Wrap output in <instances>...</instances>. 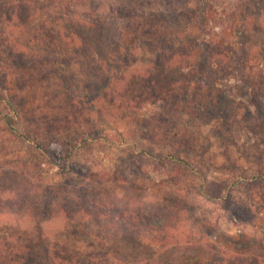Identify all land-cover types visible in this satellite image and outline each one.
<instances>
[{
	"label": "rangeland",
	"instance_id": "rangeland-1",
	"mask_svg": "<svg viewBox=\"0 0 264 264\" xmlns=\"http://www.w3.org/2000/svg\"><path fill=\"white\" fill-rule=\"evenodd\" d=\"M115 1L73 2L56 11L65 18L57 25L46 14L48 10L26 18L21 26L24 32L20 26L8 25L13 33L7 40L11 46L26 44L29 37L32 50L48 45L54 52L61 46L64 52L67 37L79 55L57 60L52 67L51 59L34 62L36 68L53 72L37 73L34 78L32 69L27 71L23 90L14 89L9 76L4 80L2 97L11 94L23 99V109L43 132L37 142L47 150L51 143L60 154L51 165L44 151L41 155L33 145L11 137L0 119V190L8 192L14 182L19 183L20 198L24 188L35 187L50 218L60 216L47 224L51 234L66 225L57 207L81 219L82 208L91 209L100 215V224L109 205L133 214L134 219L143 215L170 223L176 241L170 250L159 248L158 242L138 247L132 241L126 246L112 243L110 253L117 249L126 256L123 261L111 258L110 264L162 261L165 256L181 254L187 244L189 252L209 254L210 264H224L223 258H231L228 264H264V0H135L137 16L113 19L109 7ZM157 12L182 16L169 25L157 22L155 29L167 33L158 32L151 41L139 32ZM43 15L47 21L40 19ZM82 15L85 22L79 20ZM92 20L102 21V26L112 20L113 35L106 38L99 25L103 35H90ZM58 29L62 39L57 37ZM33 37L41 38V44H35ZM210 45L224 51L221 65L232 62L220 68L219 61L212 59L213 69L220 71L211 78L225 89L229 104L224 109L230 114L201 94L191 96L192 85L187 80L179 83L186 88L176 87L177 95L162 91L151 101L122 89L119 80H125L130 71L150 70V48L161 46L176 52L171 61L181 64L179 60L184 59L177 50L187 47L192 53L183 65L187 70L195 68L193 64ZM142 48L148 49L147 54H141ZM116 82L119 89L113 92ZM104 93L114 94L118 101L107 104ZM130 97L135 99L128 100L129 107L121 106L120 101ZM6 111L0 100V112ZM47 127L57 130L44 134ZM84 131L108 135L113 143L81 142ZM70 138L81 144L67 158L63 144ZM41 167L46 171H40ZM10 199L15 202L14 196ZM68 227L73 228L68 236L78 249L104 257L110 248L104 226L80 220ZM143 230L141 235L146 237ZM128 232L126 236L131 235ZM153 236L161 239L163 234L156 230Z\"/></svg>",
	"mask_w": 264,
	"mask_h": 264
},
{
	"label": "trees",
	"instance_id": "trees-1",
	"mask_svg": "<svg viewBox=\"0 0 264 264\" xmlns=\"http://www.w3.org/2000/svg\"><path fill=\"white\" fill-rule=\"evenodd\" d=\"M79 0H0V100L8 108L6 112H0V119L3 121L5 126L8 128L11 137L15 140H22L23 142L33 145L38 150H40L41 155L44 151L46 160L54 165L55 155H59V151H56L53 148V145L50 143V148L44 149L40 143L37 142V138H41V129H38L35 121L30 116V113L23 109L24 104L22 103L21 98H16L14 95H9L8 98H4L1 95V89H3L4 80L9 76L14 82V89L23 90L24 85L23 81L28 78L27 71L32 69V75L34 78L36 74H44L45 72H53L52 69L49 70H40L38 67H35L34 62L40 60H49L51 59L49 66L52 67L55 61L65 60L66 58L71 59L79 55L75 51V45L71 39L67 40L66 44L63 45V50L59 46L58 50H52L48 45H45V48L38 50H32L33 48L28 45L29 37L26 44L17 43L15 46L9 44L8 37L13 33L10 29L12 24L15 28L20 26V32H24L25 28L21 27L26 18L30 19L31 16H35L37 12L41 10H48L47 15L52 17V23L58 24L59 20H64V14H58L56 11L61 10L62 8L70 7L74 3H77ZM164 1V0H163ZM135 0H118L112 3L109 7V17L111 18H121V15L124 16H137L135 13ZM51 8V9H50ZM52 10L54 12H52ZM45 14V15H46ZM45 15L41 16L40 19H45ZM46 15V16H47ZM182 16V13H172V15H167L165 13L157 12L150 17L146 22L144 30H141L139 34L142 36H148V38L155 39L156 34L160 35L167 33V30L160 31L155 29V24L157 22H166V25L170 24L173 20H176ZM35 18V17H34ZM64 18V19H63ZM108 18V17H107ZM50 19V18H48ZM97 19V17L95 18ZM80 21L85 22V16L82 15ZM31 21V20H30ZM47 21V20H46ZM89 24L93 26V30L90 32V35H95V33L102 34V30L99 26H102V21L97 23L95 21H89ZM9 25V26H8ZM96 25V26H95ZM111 22H106L104 24V35L106 38L112 36L114 33V27ZM9 28H8V27ZM117 26L115 28L116 32ZM153 31L151 34L150 31ZM57 37L62 39L61 30H57ZM24 34V33H23ZM22 35V34H21ZM138 35V33H135ZM165 36V35H164ZM179 37L178 35H175ZM35 44H41V38L33 37ZM36 38V39H35ZM39 38V39H38ZM52 40L55 36L51 35ZM161 39V38H160ZM39 41V42H37ZM153 41V40H151ZM151 44L153 43H149ZM169 45H172L168 43ZM33 46V45H32ZM196 44H193L192 49H195ZM19 48V49H18ZM219 45H210L207 48L206 54L200 60H197L193 67H188L187 70L184 69V64L188 62V59L192 58V53L188 50L187 47H179L177 53L180 58L184 60H179L181 64H177L171 61L176 52H169L167 48L156 46L155 48H150V52L153 54L151 59H149V71H144L142 73L139 70L130 71L129 74L125 76V80L121 79L119 81L122 83V89L124 88L125 93L130 92L136 94V97L146 98L152 100L153 98L159 96L160 92H168L170 96L177 95L175 92L178 85L186 88L184 84H179L182 80H187L192 85V90L190 92L191 96L203 95L205 99H210L213 102V106L216 108L223 109V112L230 114L227 109H224V106L229 102L227 101V93L225 89L217 87V85L211 79L215 74H219L220 69H213L212 59L219 61L218 67L227 68V65L232 64V62L226 61L221 65V59L223 57L224 51L220 49ZM52 51H51V50ZM147 50L142 48L141 51L143 55L147 54ZM54 53L49 55L48 53ZM59 56V57H58ZM189 65V64H187ZM35 68V70H34ZM27 76V77H26ZM61 78H63L61 76ZM63 80V79H61ZM120 83L116 82L112 91L115 92L117 86ZM121 89V88H120ZM111 94V93H110ZM104 93L103 99L107 104H115L118 101V98L112 94ZM185 96L187 93L185 92ZM200 97V98H201ZM135 97H130L129 99H123L121 102L125 107H129L127 102L133 101ZM129 100V101H128ZM196 99H194L195 101ZM123 102V103H122ZM165 102H168L165 100ZM150 104V103H149ZM14 122L19 123L21 127H17ZM55 127H47L44 129V134L53 133L56 131ZM89 131H84L82 133L81 142L89 141H100L103 140L107 143L112 144L113 141L108 135L99 137L97 134H90ZM43 134V135H44ZM90 134V135H89ZM52 138V137H50ZM55 142V141H53ZM81 142L73 141L71 138L68 141H65L63 144L64 156L71 157L72 151L75 147L80 146ZM52 146V148H51ZM178 159V158H175ZM46 171L41 167L40 171ZM10 176V175H9ZM258 179V176L255 177ZM262 180V178H260ZM11 185L13 180L10 181ZM19 185V183H18ZM14 182L10 187L9 191L0 190V229H2V236L0 237V264H110L109 259L123 261L125 258L124 253H118L117 249L110 253L111 244H121L126 246L129 241H132L134 244H138L135 247L142 246H154L155 242L159 243V248L166 249L171 245H174L176 241L173 240V234L170 233V223L167 221L157 222L154 219H151L148 216L136 215L134 219L133 214H126L119 210L115 205H109V210L105 214L104 222L100 224V215L96 212H93L91 209L82 208L83 218L74 216L72 213H69L68 210H64L63 207H57L58 210L62 211L61 215L64 216V222L66 223L65 227L59 231L57 234H51L47 232V224L52 220L57 219L56 215H48V212L45 211L44 207L39 201L37 195L40 193L34 187V189H29L26 191V188L23 190V195L19 198L20 193H18L19 188ZM21 185V184H20ZM17 188V189H16ZM31 191H37L31 195ZM27 193V194H26ZM15 197V202L11 201V197ZM18 200V202H17ZM36 201V202H35ZM107 206V204H105ZM97 207V206H96ZM133 216V217H132ZM86 218V219H85ZM85 219V220H84ZM80 220H83V224L86 221L94 223L97 226H104L106 232L110 235V242L108 246L110 247L105 253L104 257L102 255L96 254L94 251L88 253L77 248V245L69 239L70 226H76L80 223ZM132 226V227H131ZM144 228L143 232L146 233V237L141 235V229ZM128 229L131 230V235L129 234ZM159 231L163 234L161 239L155 238L153 236L155 231ZM5 232V233H4ZM148 238V239H145ZM102 245H104L102 243ZM184 247L181 254L173 257V255L165 256L164 260L154 262L151 259H145L140 263L136 264H210L213 263V260L209 258V254H204L200 252H189ZM92 249H95L94 246H91ZM196 249L199 250V247L196 246ZM77 249V250H76ZM171 248L166 249L170 250ZM232 257V256H231ZM231 261L230 259H222L224 264H228ZM258 264V263H257Z\"/></svg>",
	"mask_w": 264,
	"mask_h": 264
}]
</instances>
